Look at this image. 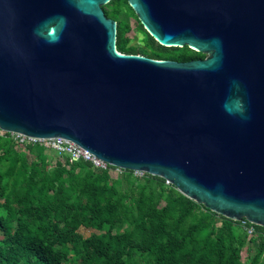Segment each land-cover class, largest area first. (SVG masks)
<instances>
[{"label": "water", "instance_id": "95a60500", "mask_svg": "<svg viewBox=\"0 0 264 264\" xmlns=\"http://www.w3.org/2000/svg\"><path fill=\"white\" fill-rule=\"evenodd\" d=\"M110 1L0 0V129L264 227V0H127L159 45L207 54L187 62L118 52ZM235 95L249 119L226 111Z\"/></svg>", "mask_w": 264, "mask_h": 264}, {"label": "trees", "instance_id": "16d2710c", "mask_svg": "<svg viewBox=\"0 0 264 264\" xmlns=\"http://www.w3.org/2000/svg\"><path fill=\"white\" fill-rule=\"evenodd\" d=\"M106 5L111 12L104 14L116 22L117 51L138 55L127 46L123 12L134 15L127 0ZM138 31L142 56L204 57L186 46L159 45L140 23ZM21 149L8 133L0 136V264H241L236 254L246 240L257 242L246 264H264V227L253 225L257 237L248 240L240 222L211 212L160 177L96 171L39 145ZM81 227L93 233L83 237Z\"/></svg>", "mask_w": 264, "mask_h": 264}, {"label": "built area", "instance_id": "2783aa9c", "mask_svg": "<svg viewBox=\"0 0 264 264\" xmlns=\"http://www.w3.org/2000/svg\"><path fill=\"white\" fill-rule=\"evenodd\" d=\"M5 132L0 129V136H3ZM10 137L14 140L18 147L23 149L28 145H39L43 147L46 152H54L57 155L66 156L68 161L78 162L84 161L91 164V166L96 171L110 170L114 174H122L124 169L108 165L104 161L96 158L86 149L76 145L70 140L64 138H45L39 139L34 137L25 136L18 133H8ZM132 174L136 178H142L146 173L142 171H132ZM166 184H169L168 181H165ZM242 227L245 229L246 234L249 238L257 237V232L255 231L253 224H250L246 220L240 221ZM250 224V225H249Z\"/></svg>", "mask_w": 264, "mask_h": 264}, {"label": "rangeland", "instance_id": "374dc122", "mask_svg": "<svg viewBox=\"0 0 264 264\" xmlns=\"http://www.w3.org/2000/svg\"><path fill=\"white\" fill-rule=\"evenodd\" d=\"M123 7L124 5L121 6V8ZM103 9H105L110 14L111 12L110 7H107V5H105L103 6ZM127 13H125V11L123 12L124 18H126L129 24V27H130V30L126 34V37L129 39L127 46L137 48L138 53H139L138 55L142 56L143 51L146 50L145 43H144V34L138 31L139 21L135 13L134 15H132L129 11ZM107 17L110 18L109 16ZM203 55H204L203 58L207 57V54H203ZM21 150H22L21 152H26V150L23 148ZM78 232L83 237H87L91 233H93V230L81 227L78 229ZM247 239L249 240V237H247ZM256 246H257V242H255L254 240L253 241L246 240V242L237 251L236 257H237L238 262L241 264H246L247 260L255 253Z\"/></svg>", "mask_w": 264, "mask_h": 264}, {"label": "clouds", "instance_id": "9594fccd", "mask_svg": "<svg viewBox=\"0 0 264 264\" xmlns=\"http://www.w3.org/2000/svg\"><path fill=\"white\" fill-rule=\"evenodd\" d=\"M34 34L41 37L44 35V33H42L39 29ZM232 86L237 93L240 92L241 87L239 82L232 81ZM226 111L229 115L238 116L241 120H247L250 118L246 115L247 109L244 104L243 98L240 95H235L234 97H232V103L230 106L226 107Z\"/></svg>", "mask_w": 264, "mask_h": 264}]
</instances>
